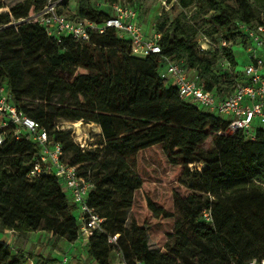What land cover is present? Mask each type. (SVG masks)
Listing matches in <instances>:
<instances>
[{
    "label": "trees",
    "instance_id": "1",
    "mask_svg": "<svg viewBox=\"0 0 264 264\" xmlns=\"http://www.w3.org/2000/svg\"><path fill=\"white\" fill-rule=\"evenodd\" d=\"M91 1L76 0L74 16L102 22L109 12ZM178 2L183 10L193 4L191 16L181 11L164 19L160 53L142 58L131 55L129 39L114 29L78 42L49 35L35 20L10 25L39 12L45 0L0 1V9L8 8L0 12V87L61 144L65 161L90 174L94 185L87 203L103 221L86 245L97 264H112L114 248L127 264H243L264 258V128H256L253 140L241 132L220 133L227 128L224 117L184 101L159 75L161 58L170 57L194 71L217 98L229 94L241 73L233 47L200 50L197 38L218 34L239 43L237 23H264V0ZM222 57L232 69L220 64ZM25 101L36 107L28 109ZM57 117L96 124L99 146L91 141L82 150L68 130L56 128ZM208 138L213 150L201 146ZM38 150L30 138L15 139L7 130L0 145V226L17 234L44 230L74 242L81 222L61 181L53 174L26 176ZM191 177L198 178L195 184L176 187ZM127 210L133 213L129 227ZM149 238L157 250L149 249ZM11 249L0 240V264H26L23 252Z\"/></svg>",
    "mask_w": 264,
    "mask_h": 264
},
{
    "label": "built area",
    "instance_id": "2",
    "mask_svg": "<svg viewBox=\"0 0 264 264\" xmlns=\"http://www.w3.org/2000/svg\"><path fill=\"white\" fill-rule=\"evenodd\" d=\"M2 1V0H0ZM165 10H169L178 0H159ZM64 6L71 10L67 0H45L42 9L27 19L12 20L10 25L17 26L20 21L35 20L46 28L49 35H69L75 41L88 42L92 34H103L108 29H114L118 34H124L130 41V53L135 57H146L150 54L160 53L161 33L146 34L138 23L137 13L131 6L113 2L109 8L111 12L102 22L74 16L76 11L71 10V16L63 11ZM5 26H0L3 28ZM237 38L240 39L245 51L247 63L243 66L239 77L235 78L232 90L222 98H217L213 91L204 88L196 73L189 76L180 62L170 57H162L159 75L167 82L175 85L179 97L186 102L197 104L207 111L216 113L227 120V128L223 132L233 135L241 132L246 139L255 138L257 127L264 128V23L256 24L237 23ZM232 42L221 38L216 45L214 40L202 35L198 39L200 50L217 49L220 53L223 46ZM220 63L224 68L232 69L229 62L222 57ZM0 114L4 120L0 123V145L3 144L7 130L18 139L22 135L38 144L39 150L33 156L27 178L40 173L53 174L61 181L63 190L69 195L71 202L77 206L78 219L81 222L78 238L87 242L94 231H102V218L94 208L87 203L88 193L93 188L90 174L83 176L78 165H71L64 159V151L60 143L49 138L45 128L27 116L21 109L12 103L10 93L0 87ZM82 150L89 149L86 140L76 142ZM209 217V213H204ZM118 235L109 237V242H115ZM26 258V256H25ZM67 261L64 255L61 261ZM26 264H36L28 258ZM135 264H143L136 261ZM243 264H264V258L252 259Z\"/></svg>",
    "mask_w": 264,
    "mask_h": 264
},
{
    "label": "rangeland",
    "instance_id": "3",
    "mask_svg": "<svg viewBox=\"0 0 264 264\" xmlns=\"http://www.w3.org/2000/svg\"><path fill=\"white\" fill-rule=\"evenodd\" d=\"M116 2H119L120 4L123 5L131 6L135 9L137 13L138 23L142 26V28L145 30L146 34L148 35L158 33L159 25L164 19L171 20L181 11H184L188 14V16H191L194 10L193 4L189 5L183 10L181 5L176 3L169 10H165L162 8L159 0H117ZM5 3L6 5L11 4V2L9 1H6ZM91 3L95 9L105 10L110 13L111 9L109 8V6L113 2H110L109 0H92ZM67 4L70 5L72 11L76 10L77 8L76 0H67ZM67 7L68 6H64L63 11L69 16H71L72 14L71 10L68 9ZM7 9H8L7 7H4L0 9V12H4ZM262 18H264V11H262ZM192 22L194 21L192 20ZM195 22L197 26H200L202 23L200 19L196 20ZM118 37L126 38L124 34H118ZM211 38L214 40L216 45L219 44L220 37L218 34H215ZM197 39H199V37ZM231 47H233L232 48L233 53L239 62L237 67L238 69L242 70L243 69L242 63L245 61L243 60V57H245L246 55L244 48L242 45L239 46V43H236L235 41H232ZM220 66L221 65L218 63L217 68L220 69L221 68ZM185 69L189 76L195 74L194 71L189 70L187 68ZM56 99L57 96L52 99L51 104H54ZM25 105L27 106L28 109L36 107V103L30 101H25ZM46 110H52V109L50 107H46ZM80 121L82 122V124L80 126L79 131L73 127L72 125V123L74 122L73 120L64 117L55 118L54 125L58 130H68L70 132V137H72L73 142H79V141L81 142L82 140H86L88 144H90L92 141L96 143V146H99L101 140L100 128L94 123L91 122L86 123L82 120ZM201 146L204 150H213L215 147L211 138H208ZM69 154L70 153L66 154L65 157H68ZM191 166L192 168H194L193 165ZM195 166L201 167L202 163L199 162ZM197 179H198L197 177H191V180L188 178H183L181 181L179 180L176 187H179L181 182H184L186 184L189 183L195 184L197 182ZM74 214L78 215L79 214L78 210H75ZM132 215L133 213L131 210L126 211L127 227H129L130 225ZM1 232L4 233L3 228H1L0 226V233ZM13 233L15 234L16 237L9 243V245L12 248L11 250L13 253L18 251V254H20V252H23V254L26 256V261H28V258L32 260L33 258H35L38 264H61L63 256L66 255L65 252L68 253L67 248L66 249L64 247L60 248V245H58L57 243L58 239H54L55 241H53L51 238L46 239V237H37L32 239L29 236H25V234H17L16 232ZM75 241L78 242V246L76 245L73 246L75 252L74 254H72V256L69 255L70 258L68 260L70 262L66 261L63 262L62 264H97L88 254L87 245L84 246L82 244V241L79 239H76ZM147 243L149 249L154 251L158 249V246L156 245L155 241L152 240L151 238L148 239ZM109 260L112 264H127L126 260L124 259L121 252L117 248H114L109 252Z\"/></svg>",
    "mask_w": 264,
    "mask_h": 264
},
{
    "label": "crops",
    "instance_id": "4",
    "mask_svg": "<svg viewBox=\"0 0 264 264\" xmlns=\"http://www.w3.org/2000/svg\"><path fill=\"white\" fill-rule=\"evenodd\" d=\"M3 231H4V233L3 232H1L0 233V240H2V241H4V242H6V243H10L13 239H15V234L13 233L14 231H12V230H8V229H3ZM25 236H29L30 238H32V239H34V238H37V237H46V239H49V238H51L53 241H55L54 239H56L53 235H52V233L51 232H47V231H44V230H39V231H32V232H28V233H26L25 234ZM79 240H81L82 241V239L81 238H78ZM51 240V241H52ZM54 243V242H53ZM58 245H60V248H67V252L68 253H66L65 252V254H66V256H67V254H68V256H67V261H69L68 259L70 258V256L69 255H71L72 256V254H74V252H75V249H74V245H76V246H78V242H76V241H74V244H73V242H68L67 240H65V239H63V238H60V239H58ZM82 244L84 245V246H86V242H83L82 241ZM77 248V247H76ZM82 248H84V247H82ZM27 249V248H26ZM33 260H34V262L36 263V264H38V262H37V260H35V258H33ZM44 261H46V260H44ZM70 262V261H69Z\"/></svg>",
    "mask_w": 264,
    "mask_h": 264
},
{
    "label": "bare ground",
    "instance_id": "5",
    "mask_svg": "<svg viewBox=\"0 0 264 264\" xmlns=\"http://www.w3.org/2000/svg\"><path fill=\"white\" fill-rule=\"evenodd\" d=\"M82 122L80 120H76L72 123L73 127L76 128L78 131L80 130ZM67 127V126H66Z\"/></svg>",
    "mask_w": 264,
    "mask_h": 264
}]
</instances>
